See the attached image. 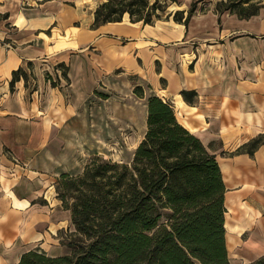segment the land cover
<instances>
[{"label": "crops", "instance_id": "crops-1", "mask_svg": "<svg viewBox=\"0 0 264 264\" xmlns=\"http://www.w3.org/2000/svg\"><path fill=\"white\" fill-rule=\"evenodd\" d=\"M100 1L0 0L8 14L0 20V264L31 249L62 254L46 250L74 230L57 197L58 177L80 173L100 153L103 105L117 133L119 120L135 119L131 104L152 94L175 102L179 122L216 155L230 264V252L241 264L257 259L264 254V144L252 154L237 149L264 134V9L240 19L212 5L187 25L172 16L131 22L126 14L94 27ZM19 67L27 85L20 78L10 88ZM182 90L196 91V101L186 103ZM146 117L147 108L145 129Z\"/></svg>", "mask_w": 264, "mask_h": 264}, {"label": "trees", "instance_id": "trees-1", "mask_svg": "<svg viewBox=\"0 0 264 264\" xmlns=\"http://www.w3.org/2000/svg\"><path fill=\"white\" fill-rule=\"evenodd\" d=\"M167 1L177 2L102 0L92 26L122 21L126 14L131 22L153 24L172 16L187 25L198 1L187 10L166 12ZM263 1L215 0V11L248 19L264 9ZM7 17L0 13V20ZM62 76L68 80L64 69ZM20 78L27 85L29 74L22 67L13 71L10 88ZM45 78L56 85L49 73ZM133 91L144 96L141 85ZM180 94L188 104L196 101L194 90ZM146 108V129L130 163L93 156L80 173L58 177L57 197L74 225L70 251L49 255L31 249L15 264H230L225 185L216 155L179 122L170 100L152 94ZM263 140L259 134L237 150L252 154ZM247 264H264V254Z\"/></svg>", "mask_w": 264, "mask_h": 264}, {"label": "rangeland", "instance_id": "rangeland-1", "mask_svg": "<svg viewBox=\"0 0 264 264\" xmlns=\"http://www.w3.org/2000/svg\"><path fill=\"white\" fill-rule=\"evenodd\" d=\"M153 1V0H152ZM193 0H177V2L167 1V9L166 12L175 11L177 9H188ZM196 3V12H203L208 10L212 5L215 6V0H197ZM164 2V0H161ZM165 16V15H163ZM145 96V94H144ZM149 96V95H148ZM147 96V97H148ZM134 101L133 104V113L135 114L134 121L131 123L123 124L121 120L117 123V133H114L111 125L116 124L115 121L110 119L108 114V110L105 105L102 106V109L97 111V128L99 132H102V137L97 136L96 142L101 144V147H97L96 152H100L98 154L90 156H100L103 159H110L112 161L117 162H125L130 163L133 158L134 151L142 139L145 131V124L143 120L144 109L146 108V99ZM176 97H173L175 100ZM173 103V102H172ZM175 106V102L173 103ZM108 118L110 119L108 121ZM112 120V122H111ZM264 141V140H263ZM97 143V144H98ZM89 158V159H90ZM72 231L67 230L64 233H59L60 239L55 245H50L46 248L49 253H66L69 252L70 249L68 247L69 234ZM62 237V238H61ZM236 254H232L230 252V258L233 264H241L239 259L235 257Z\"/></svg>", "mask_w": 264, "mask_h": 264}, {"label": "bare ground", "instance_id": "bare-ground-1", "mask_svg": "<svg viewBox=\"0 0 264 264\" xmlns=\"http://www.w3.org/2000/svg\"><path fill=\"white\" fill-rule=\"evenodd\" d=\"M178 107H183V102L181 101V99H178Z\"/></svg>", "mask_w": 264, "mask_h": 264}]
</instances>
